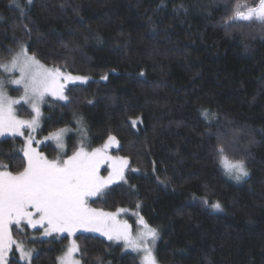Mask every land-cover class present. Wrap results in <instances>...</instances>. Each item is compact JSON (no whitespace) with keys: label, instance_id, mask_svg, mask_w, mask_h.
Returning <instances> with one entry per match:
<instances>
[{"label":"trees","instance_id":"16d2710c","mask_svg":"<svg viewBox=\"0 0 264 264\" xmlns=\"http://www.w3.org/2000/svg\"><path fill=\"white\" fill-rule=\"evenodd\" d=\"M236 3L258 0H0V64L26 44L46 66L88 77L67 85V101L46 100L39 134L70 129L65 156L81 143L79 126L88 150L117 137L112 154L136 171L90 203L143 216L159 233L158 264H264V26L227 28ZM136 117L143 123L133 128ZM217 136L245 159L242 181L219 164ZM23 148L22 138L0 141L9 170H22ZM42 151L60 157L53 143ZM39 232L13 226L38 250L31 264H58L69 237L35 239ZM74 239L82 264H141L121 244Z\"/></svg>","mask_w":264,"mask_h":264},{"label":"snow or ice","instance_id":"6c2138e0","mask_svg":"<svg viewBox=\"0 0 264 264\" xmlns=\"http://www.w3.org/2000/svg\"><path fill=\"white\" fill-rule=\"evenodd\" d=\"M226 20L228 23L225 26L229 29L240 23L251 22L264 26V0H258L255 6L236 3ZM29 48V45L21 44L20 50L12 55L9 63L0 64L6 73H19L18 78L10 75L7 81L0 79V137H24L25 130L29 132L22 149L26 160L22 170H9L8 165L2 162L3 154H0V264H7L6 257L14 247L27 264H31L33 250L14 238L13 226H16L18 233L27 227L42 229L44 237L54 233H67L72 237L77 232L99 233L108 241L122 242L126 248L141 252L142 264H158L154 245L159 233L143 216L132 213L137 216L139 224L133 234L132 224L119 218L128 209L119 208L109 212L93 207L90 203V200L98 202L94 198L103 199L109 195L107 189L112 184L121 181L127 183V170L136 171L134 168L129 169L127 158L109 154V149L119 147L115 135L109 134L104 145L93 150L86 149L82 139L79 147L66 158L49 159L33 147L34 142L39 143L32 134L40 127L41 105L45 97L67 101V85L77 82L86 84L88 77L72 75L58 67L48 68L35 52H29ZM102 79L107 80L108 77L105 75ZM6 83L22 87L23 95L19 98L8 96ZM21 103L31 108L33 115L30 119L17 115L16 105ZM202 115L207 118L209 113L205 111ZM142 123L140 117L128 121L133 128ZM65 132L66 129H60L46 139L55 141L59 148L64 149ZM81 134L86 137V130L82 129ZM233 147V144L217 136L215 153L219 164L226 175L240 181L249 176V171L245 159L231 156ZM104 164H108L111 169L107 176L100 175ZM139 206L136 205L137 208ZM212 207L222 210L219 202ZM78 253H81L80 246L73 239L60 257V264H81L82 255L77 258Z\"/></svg>","mask_w":264,"mask_h":264},{"label":"rangeland","instance_id":"374dc122","mask_svg":"<svg viewBox=\"0 0 264 264\" xmlns=\"http://www.w3.org/2000/svg\"><path fill=\"white\" fill-rule=\"evenodd\" d=\"M10 61H11V60H10ZM10 61L5 62V63H3V64H7V63H9ZM47 67H48V66H47ZM48 68H51V67H48ZM0 69H1L2 72H3L2 78H0V79H4L5 81L8 80V78H9L10 75L13 76V77H15V78H18V76H19V73H18V72H17V73L9 74V73L4 72V70H3L2 68H0ZM88 80H89V79H88ZM70 84H72V83H69L68 85H70ZM76 84H81V83L77 82ZM6 91H7V95L10 96V97H12V98H19L20 96L23 95V89H22V87L17 86V85H13V84H11V83H6ZM17 91H19V92H17ZM48 98H54V97H51V96H46V97H45L44 103L41 105V112H43V107H44V105H45V103H46V100H47ZM54 99H55V98H54ZM20 106L25 107V108H27L28 110L31 111V108H30L28 105H25V104L21 103L20 105H16V108H17V115L20 116V117L23 118V119H30L31 117L26 118V117H23V116L20 115V111H19V107H20ZM31 114L33 115L32 111H31ZM32 115H31V116H32ZM42 116H43V114H42ZM42 116H41V120H42ZM40 129H41V121H40V127L38 128V130H37L35 133L32 134V135L34 136L35 141H38V142H39V143H35V142H34L33 147L37 148L38 151H41L45 156H47L46 153L42 151V148H43L44 146L48 145L49 143H53V144L56 146V148L59 150V152H60V157H65V158H66L65 154H66V147H67V137H68L69 134L71 133V130L68 129V128H63V129H66V132L64 133V137H63L65 147H64V149H61V148L58 147V145L56 144L55 141H53V140H51V139H46V137L50 136V134L53 133V132L49 133L48 135H45V136L42 135V136H41V135L39 134ZM57 131H59V130H57ZM54 132H56V131H54ZM78 133H79V135H80L81 140L83 139V141H84V138H85V137H82V134H81V133H82V128L80 129V126H79V129H78ZM28 134H29L28 130H25V136H24V137H21V136H15V137H13V136H11V135H5V136H3V137H0V141L3 140V139H6V138H22V139L24 140V146H25V138L27 137ZM80 142H81V141H80ZM84 143H85V142H84ZM85 146H86V145L84 144V147H85ZM85 148H86V147H85ZM114 148H115V147H112L111 149H109V154L112 155V156H114V155L112 154V150H113ZM86 149H87V148H86ZM47 157H48V156H47ZM48 158H49V157H48ZM49 159H51V158H49ZM110 170H111V169H110L109 165H108V164H104V165L101 167V169H100V175H101V176H107ZM125 175H126V172H125ZM227 177L230 178L231 180L235 181V182H239V181L235 180L234 178H232V177H230V176H228V175H227ZM245 178H246V177H245ZM245 178H243V179H245ZM243 179H242V180H243ZM242 180H240V181H242ZM121 182H122V181H121ZM118 183H120V182H118ZM118 183H115V184H118ZM115 184H112L111 186H113V185H115ZM111 186H110V187H111ZM94 199H95V198H94ZM132 213H137V212L128 211L127 213H122L121 216H120L119 218H120V219L128 220V222H129L130 224H132V226H133V234H135L136 231H137V229L139 228V224H138V222H137V216L132 215ZM37 229L40 230V232H39V235L34 236L35 239H39V240H41V239H60V238H62V237H69L70 241H69L68 246L70 245L71 241L74 239V237L69 236L67 233H65V234H63V235H59V234H55V233H54L52 236L44 237V236H43V230H42V229H39V228H37ZM80 233H86V234H91V235L99 236V237H102V238H104V239L107 240L106 237L100 236L99 233L77 232L76 235H77V234H80ZM76 235H75V236H76ZM157 240H158V239H157ZM157 240H156V242H155L154 249H155V247H156ZM114 243H115V242H114ZM118 244H121V245L123 246V248H124L125 251L136 254V255L140 258V262H141V264H142V256H143V254H142L141 252L133 251V250L130 249V248H126V247L123 245L122 242H120V243H118ZM25 247H26V246H25ZM26 248H27V247H26ZM32 250H33V252H32V259H33V257L38 253V250H37V249H34V248H33ZM15 252H16L17 255L14 256L13 253H15ZM78 254H79V253H78ZM78 254H77V258H78ZM61 256H62V255H61ZM61 256H60V257H61ZM60 257H59V259H58V264H60ZM12 258H17L16 260H18V261H20V262H22V263H27V262H26V261L20 256L19 251H18L17 249H15V247L13 248L12 252H10V253L7 255V257H6L7 264H10ZM31 261H32V260H31ZM81 264H82V262H81Z\"/></svg>","mask_w":264,"mask_h":264}]
</instances>
